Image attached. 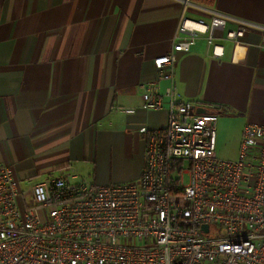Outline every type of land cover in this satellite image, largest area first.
Returning <instances> with one entry per match:
<instances>
[{"label":"crops","instance_id":"obj_1","mask_svg":"<svg viewBox=\"0 0 264 264\" xmlns=\"http://www.w3.org/2000/svg\"><path fill=\"white\" fill-rule=\"evenodd\" d=\"M194 1L264 24V0ZM180 14L172 0H0V162L22 185L64 172L96 185L138 179L139 130L167 121L165 101L142 109L140 95L157 78L152 60L169 51ZM259 42L256 30L222 40L214 59L199 41L174 64L185 99L219 107L216 152L222 132L231 149L224 159L236 158L245 124L264 122Z\"/></svg>","mask_w":264,"mask_h":264},{"label":"built area","instance_id":"obj_2","mask_svg":"<svg viewBox=\"0 0 264 264\" xmlns=\"http://www.w3.org/2000/svg\"><path fill=\"white\" fill-rule=\"evenodd\" d=\"M172 1L181 14L170 49L152 60L157 78L140 95L142 109L165 101L167 121L139 130V178L96 185L64 172L22 186L14 168L0 162V264H264V122L245 124L236 158H220L219 107L198 112L174 77L177 54L199 41L217 59L222 40L256 30L264 48V24L194 0ZM188 9L207 18L190 17Z\"/></svg>","mask_w":264,"mask_h":264},{"label":"rangeland","instance_id":"obj_3","mask_svg":"<svg viewBox=\"0 0 264 264\" xmlns=\"http://www.w3.org/2000/svg\"><path fill=\"white\" fill-rule=\"evenodd\" d=\"M229 136V133L225 135V139H227ZM225 139L223 138V132H222V140L220 142V147L218 148V157L220 158H227L228 156L231 155V149L229 147V145L227 144V142L225 141ZM77 172V171H76ZM79 173V172H78ZM24 186V185H22Z\"/></svg>","mask_w":264,"mask_h":264},{"label":"water","instance_id":"obj_4","mask_svg":"<svg viewBox=\"0 0 264 264\" xmlns=\"http://www.w3.org/2000/svg\"><path fill=\"white\" fill-rule=\"evenodd\" d=\"M197 111L198 112H204V109L203 108H197ZM201 227H202V229H207V225L206 224H203Z\"/></svg>","mask_w":264,"mask_h":264}]
</instances>
